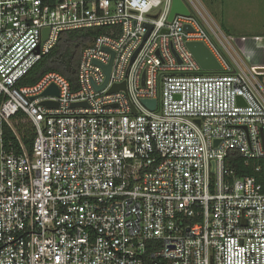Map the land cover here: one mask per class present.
<instances>
[{
  "label": "built area",
  "instance_id": "built-area-1",
  "mask_svg": "<svg viewBox=\"0 0 264 264\" xmlns=\"http://www.w3.org/2000/svg\"><path fill=\"white\" fill-rule=\"evenodd\" d=\"M183 2L169 20L173 0H0V264H264V72L202 0ZM85 28L103 31L75 87L55 71L20 84Z\"/></svg>",
  "mask_w": 264,
  "mask_h": 264
},
{
  "label": "rangeland",
  "instance_id": "rangeland-1",
  "mask_svg": "<svg viewBox=\"0 0 264 264\" xmlns=\"http://www.w3.org/2000/svg\"><path fill=\"white\" fill-rule=\"evenodd\" d=\"M254 72H264V0H202ZM263 79L264 77H260Z\"/></svg>",
  "mask_w": 264,
  "mask_h": 264
},
{
  "label": "trees",
  "instance_id": "trees-1",
  "mask_svg": "<svg viewBox=\"0 0 264 264\" xmlns=\"http://www.w3.org/2000/svg\"><path fill=\"white\" fill-rule=\"evenodd\" d=\"M101 31H103L102 28H85L62 32L57 44L21 79L20 84H34L45 73L55 71L64 75L75 87L81 51ZM14 123L25 147L29 152H32L36 135L32 122L20 119L14 121ZM8 139H13L15 146L19 147V143L10 129L6 131V142ZM237 162L239 175L253 173L250 167L246 168L243 166L242 161Z\"/></svg>",
  "mask_w": 264,
  "mask_h": 264
},
{
  "label": "water",
  "instance_id": "water-1",
  "mask_svg": "<svg viewBox=\"0 0 264 264\" xmlns=\"http://www.w3.org/2000/svg\"><path fill=\"white\" fill-rule=\"evenodd\" d=\"M176 13H181V14H189V10L187 8V6L185 5V3L183 2V0H173V5H172V10L169 16V20H172L174 15ZM186 29L191 30L190 26H187ZM48 33H49V29L46 28L44 30V40L47 39L48 37ZM187 46L189 47V49L191 50L192 54L194 55V57L196 58V60L199 62V64L201 65L202 69L206 70V71H220L222 70V66L219 63V61L217 60V58L213 55V53L209 50V48H207L205 46L204 43L202 42H188ZM111 65H112V61L109 65L104 67V70L107 74V79L105 81V83L102 86L97 87V90L102 89L104 86H106L108 79H109V74H110V70H111ZM120 89H126L125 88V83L121 84V85H115L113 86V88L111 89V91H118ZM59 94V89L56 85H51L49 86L43 93L42 96H46V95H58ZM239 101L242 102L243 99L240 97ZM144 103L149 106L151 109H155L156 106V100H145ZM42 104L46 105V106H57L56 102H52V101H43ZM77 105V104H74Z\"/></svg>",
  "mask_w": 264,
  "mask_h": 264
}]
</instances>
